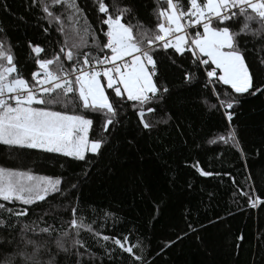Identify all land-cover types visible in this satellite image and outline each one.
I'll list each match as a JSON object with an SVG mask.
<instances>
[{
  "label": "snow or ice",
  "instance_id": "snow-or-ice-1",
  "mask_svg": "<svg viewBox=\"0 0 264 264\" xmlns=\"http://www.w3.org/2000/svg\"><path fill=\"white\" fill-rule=\"evenodd\" d=\"M138 3L91 0L89 6L81 0H27V10L44 33L51 29L60 36L50 58H40L46 49L29 41L36 54V70L29 78L17 66L11 42L0 27V144L87 161L88 153L102 156L110 138L127 122L136 132L127 141L130 147L146 139L151 151L163 157L176 148L173 129L187 146V129L167 105L172 89L161 79L157 50H172L180 58L190 53L197 69L204 65L202 87L211 91L201 103L209 111L223 108L229 122L234 114L229 110L239 103L233 93L264 94V0H152L151 24L140 19ZM0 7L8 10L7 4ZM89 15L98 20V31ZM196 82L195 72L183 71L181 87ZM218 84L231 89L223 93L226 99H220ZM82 111L100 116V138L90 139L94 122L77 114ZM207 143L243 151L235 127ZM192 167L202 176L213 175L199 162ZM260 178L264 180V173ZM72 181L0 167V264H125V254L128 264H149L142 243L130 245L128 236L103 235L78 214L81 210L71 193L81 181ZM53 196L68 204L50 203L48 209L35 211ZM248 203L264 206L259 196H248ZM58 207L65 212L58 214ZM84 232L91 234L94 244L82 238ZM174 243L169 241L160 251ZM258 245L264 264V231L258 234Z\"/></svg>",
  "mask_w": 264,
  "mask_h": 264
},
{
  "label": "trees",
  "instance_id": "trees-1",
  "mask_svg": "<svg viewBox=\"0 0 264 264\" xmlns=\"http://www.w3.org/2000/svg\"><path fill=\"white\" fill-rule=\"evenodd\" d=\"M81 3L90 6L91 0ZM3 4L8 5V10L0 7V27L11 42L17 66L29 78L36 70V54L31 53L29 41L46 49L40 58H50L60 36L51 29L44 33L27 10V0H0V5ZM138 8L140 19L153 23L149 14L152 0H139ZM89 20L98 31L101 26L96 17L89 15ZM157 52L161 79L172 89L167 105L187 129L184 137L187 146H183L173 129L176 148L158 158L146 139H140L135 147L128 145L136 132L133 124L124 122L110 138L102 156L88 153L87 161H78L60 154L0 144V167L54 178L72 177V182L79 178L78 190L71 193V200L81 210L78 214L103 235L128 236L130 245L142 243L149 264H260L257 248L258 234L264 231V206L251 207L248 196L264 200V180L260 178L264 173V94L233 93L239 103L229 110L234 113L229 122L223 108L209 111L201 103L202 96L211 91L202 87L206 79L204 65L197 69L190 53L180 58L172 50ZM169 58L175 59L176 65ZM188 70L197 74L199 82L181 87L183 71ZM216 87L220 99H226L223 93L231 91L229 86ZM211 99L216 102L215 97ZM77 114L93 119L89 137L100 138V116L84 111ZM188 125L191 127L187 128ZM230 127L238 131L242 152L223 143H207L217 135H226ZM197 144L200 146L196 147ZM197 162L213 175H200L192 167ZM50 203L66 205L68 201L53 196L35 211L48 209ZM55 211L63 214L65 209L58 207ZM68 218L64 215V219ZM189 224L196 229L195 233L189 230ZM240 235L243 240H237ZM177 236L183 238L177 240ZM82 238L95 243L90 233L84 232ZM169 241H175L174 245L161 252ZM124 259L128 264L126 254Z\"/></svg>",
  "mask_w": 264,
  "mask_h": 264
}]
</instances>
